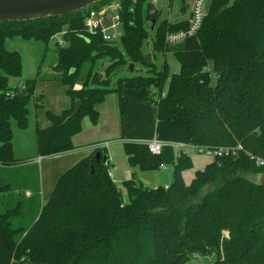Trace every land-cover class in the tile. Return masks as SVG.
<instances>
[{
  "label": "trees",
  "instance_id": "1",
  "mask_svg": "<svg viewBox=\"0 0 264 264\" xmlns=\"http://www.w3.org/2000/svg\"><path fill=\"white\" fill-rule=\"evenodd\" d=\"M121 4L123 51L86 33L88 9L0 23V168L23 164L14 156L11 121L26 128L31 101L47 121L36 128L38 157L44 161L74 149L83 119L97 125L98 107L109 94L119 96L122 118L129 101L125 88L161 87L167 65L157 70L152 60L146 62L143 47L151 39L152 57L173 52L180 65L166 96L147 97L155 136L165 145L160 155L135 141H125L123 148L133 168L157 172L171 166L172 181L148 188L133 178L120 189L110 175V160H102L106 152L97 148L58 178L46 202L27 186L2 185L0 193L19 189L31 195L6 211L0 208V264H190L200 256H213L212 264H264V187L257 181L264 166L256 164L264 161V0H213L200 31L175 49L166 45L165 35L186 29L187 20L159 21L160 12L150 6L144 11L138 3L132 12L131 0ZM64 29L68 46L57 50L53 79L64 86L71 107L54 113L37 94L40 78L10 87L11 78L21 77L22 60L5 42L20 36L48 44ZM103 59L110 65L101 75L95 67ZM128 60L145 66L148 75L120 77L112 86V73ZM77 101L81 110L68 119ZM172 144L242 150L215 157L186 184L183 173L193 168L192 160Z\"/></svg>",
  "mask_w": 264,
  "mask_h": 264
},
{
  "label": "rangeland",
  "instance_id": "2",
  "mask_svg": "<svg viewBox=\"0 0 264 264\" xmlns=\"http://www.w3.org/2000/svg\"><path fill=\"white\" fill-rule=\"evenodd\" d=\"M191 4L192 0H186L185 3L182 0H159V3L153 9H157L160 12L159 21L170 20L171 22H176L188 18ZM143 5L144 11H146L148 1ZM182 6H185V12H181ZM150 25H152V22H149L148 27ZM62 38V35L58 34L46 44L36 39H24L20 36H14L7 38L5 42L6 49L18 52L22 60L21 77L11 78L9 80L10 87L22 86L26 80L40 78L41 81L37 89V94L43 96L44 109L54 113H60L62 110H68L71 107V105L70 107L68 106L70 99L65 95L64 86L53 79L55 74L53 66L57 60V41L62 40ZM117 46L123 51L120 43ZM172 48H177V45ZM143 51L146 54L152 53L151 39L145 43ZM151 60L157 70H161L164 63L167 65V79L164 80L162 86L151 87L149 90H131L125 88L123 96L129 101L122 118L119 111V96L117 94H109L106 102L99 107L101 113L100 125L102 128L100 131H95V127L90 119H85L82 123L84 132L76 139V144L80 145L98 139L102 140V142L111 140V143L115 144V159L121 167L124 154H121L119 149L120 137L123 136L126 139H151L155 136L156 123L153 106L147 103V97L150 95L153 100H158L162 96H166L170 77L172 74L179 72L180 65L175 59L173 52H167L165 54L156 52L155 56L151 57ZM126 64L112 73V86H114L120 77L148 75V70L145 66L135 64L133 71H131L130 65L132 62L128 60ZM108 65H110L108 59L100 60L95 67V72L104 75ZM211 82L212 84L215 83L214 75L212 76ZM77 87H80V85H77ZM28 109L29 114L26 128H20L14 119L11 121L14 156L16 160L23 162V164L13 168H0V186L11 184L15 189L27 186L32 189L31 192L36 190L39 200L43 201V192H47L46 194L49 195V190L52 188L56 179L74 165L76 158L70 156H66L68 158L64 156L61 158L51 156L39 162L36 128L37 126L45 127L47 121L43 111H36L33 101L29 104ZM190 155L194 168L202 164L204 165L206 164L205 162H209L214 158L207 154L190 153ZM144 175L145 184L151 188L164 186L165 184H170L172 181L170 170L159 173L145 172ZM188 182L190 183V181ZM28 196L26 190L19 189L14 190L12 193H4V196H1L0 193V208L2 211H6L8 205L13 204L19 198ZM124 201L126 203L128 202L126 194H124ZM213 258V256H200L193 259L190 264H212Z\"/></svg>",
  "mask_w": 264,
  "mask_h": 264
},
{
  "label": "built area",
  "instance_id": "3",
  "mask_svg": "<svg viewBox=\"0 0 264 264\" xmlns=\"http://www.w3.org/2000/svg\"><path fill=\"white\" fill-rule=\"evenodd\" d=\"M146 1H148V6L152 8L159 3V0H145V3ZM212 1L213 0H192V4L190 6V12L188 18L186 19L188 21L187 28L175 32H167L165 35L166 45L168 46L179 45L184 41H186L188 38L196 35L200 31L203 25L204 19L207 15V12L210 8V4ZM138 3L141 4L139 0H131L130 11L132 12L135 11V7L137 6ZM86 9L88 10L86 12L84 19V27L88 35H94V36L101 35L102 39L105 42L112 45L121 42V38L124 34L123 20H122L123 5L121 4V1L115 0L114 2L107 3L99 8H94L91 6ZM157 11H158L157 9H153V12H157ZM181 12H183L182 8H181ZM176 22H180V21H176ZM58 34H61L63 37L62 40L57 41L58 48H64L68 46V42L64 38L65 29ZM58 34L54 35L51 39L55 38ZM143 143L148 147L150 153H152L153 155H160L165 145V143L159 140L156 136H154L149 140L144 141ZM172 146L177 151L176 152L177 154L179 153L180 149L181 150L187 149L191 153H196L201 155L207 154L213 156L214 158L217 156L220 157L228 154H236L238 151L242 150L241 146L220 147L217 149H211L205 146H198L191 144H172ZM251 159H254V157H251ZM256 164L259 167H263L264 161L257 159Z\"/></svg>",
  "mask_w": 264,
  "mask_h": 264
},
{
  "label": "crops",
  "instance_id": "4",
  "mask_svg": "<svg viewBox=\"0 0 264 264\" xmlns=\"http://www.w3.org/2000/svg\"><path fill=\"white\" fill-rule=\"evenodd\" d=\"M152 54V53H151ZM108 97V96H107ZM106 97V99H107ZM106 102V100H105ZM104 102V103H105ZM103 103V104H104ZM102 104V105H103ZM70 101L68 103V106L70 107ZM100 105V106H102ZM67 106V107H68ZM99 106V107H100ZM66 107V108H67ZM68 107V108H69ZM99 107H98V111H99ZM63 111V110H62ZM59 113V112H58ZM99 114H100V118H99V122L97 125H94L93 126L95 127V131H100V129L102 128L101 125H100V119H101V113L99 111ZM88 117L84 118L82 123L85 121V119H87ZM91 121V120H90ZM83 126V125H82ZM88 126V125H87ZM84 132V128H82V132L75 136L73 138V144H74V149L71 150V151H68V152H65V153H62V154H58V155H54L53 157H62L64 156L65 158H68L66 156H70V157H75L76 159L74 160V165L76 163H78L81 159L83 158H86L88 156H90L97 148H102L105 152H106V156L107 158L110 160V163H111V169H110V175L113 179V181L116 183V185L120 188V189H123V183L125 181H128V180H132L133 178H136L138 180V182H140L141 184H143V186L145 187H148V188H151L150 186H148L147 184H145V172L140 170L139 168H133L129 165L128 163V157L127 155L125 154V151H124V148H123V144L125 141H135V142H140V143H143L144 141L146 140H149L148 138H133V139H126L124 138L123 136L120 137L119 141H120V144H119V149H120V152L121 154H124V159H122V166L120 167L119 166V162H117V160L115 159V156H114V149H115V144H112L111 143V140H105V142H102V140H94V141H91V142H87V143H84V144H76V139L79 138V136H81ZM123 135V133H122ZM107 145V146H106ZM175 152H177L175 150ZM179 152H183L185 153L186 155L190 156L191 160H192V157L190 155V151H188L187 149H184V150H179ZM49 158V157H48ZM47 158V159H48ZM39 162H41L42 158H39ZM214 158H212V160H210L209 162H205L206 164H202L201 166H198L197 168H194V165H193V168L190 169V170H187L183 173V179H184V182L186 184H188L189 182L188 181H192V179L194 178L195 176V173L197 170H202L204 169L208 164H210L211 162H213ZM120 164V165H121ZM73 165V166H74ZM70 169V168H69ZM167 170H170V173H171V176H173V168L171 166H164L160 171H157L158 173L159 172H163V171H167ZM67 171V170H66ZM65 171V172H66ZM156 172V173H157ZM63 174V173H62ZM59 178V177H58ZM189 179V180H187ZM58 179H56V181L54 182L52 188L49 190V195L52 193L54 187H55V184L57 182ZM171 183V182H170ZM169 184H165L164 186H168ZM159 187V186H158ZM47 192H43V201L46 202V197H48L49 195L46 194ZM27 194L30 196L31 195V192L27 191ZM1 196H4V193H1ZM13 264H33V263H30V262H24V263H21V262H14Z\"/></svg>",
  "mask_w": 264,
  "mask_h": 264
},
{
  "label": "water",
  "instance_id": "5",
  "mask_svg": "<svg viewBox=\"0 0 264 264\" xmlns=\"http://www.w3.org/2000/svg\"><path fill=\"white\" fill-rule=\"evenodd\" d=\"M106 1L113 0H0V23L62 17ZM139 1L141 4H145V0ZM151 57L152 54H146V62H151ZM133 69L134 65L131 64L130 70L133 71ZM80 110L81 102L77 101L68 119H73ZM94 158L99 161L101 154L96 153ZM102 160L106 162L107 156H104ZM257 181L259 185L264 187V174L258 176Z\"/></svg>",
  "mask_w": 264,
  "mask_h": 264
}]
</instances>
